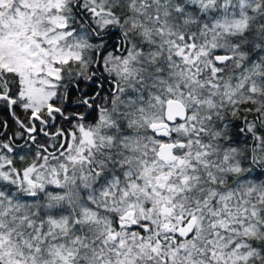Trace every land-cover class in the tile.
Returning a JSON list of instances; mask_svg holds the SVG:
<instances>
[{
	"label": "snow or ice",
	"instance_id": "1",
	"mask_svg": "<svg viewBox=\"0 0 264 264\" xmlns=\"http://www.w3.org/2000/svg\"><path fill=\"white\" fill-rule=\"evenodd\" d=\"M0 264H264V0H0Z\"/></svg>",
	"mask_w": 264,
	"mask_h": 264
}]
</instances>
